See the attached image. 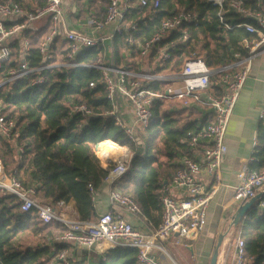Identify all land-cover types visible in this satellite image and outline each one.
I'll list each match as a JSON object with an SVG mask.
<instances>
[{
    "label": "trees",
    "instance_id": "1",
    "mask_svg": "<svg viewBox=\"0 0 264 264\" xmlns=\"http://www.w3.org/2000/svg\"><path fill=\"white\" fill-rule=\"evenodd\" d=\"M26 10L41 6L40 0H11ZM135 1V0H131ZM227 0H225L226 2ZM77 14L73 21L85 15L101 18L106 12V0H72ZM244 7L254 16L264 13V4L257 7L247 2ZM191 13L196 19L184 24L188 37L181 40V33L174 32L161 41L159 47L173 42L168 51L169 58L154 70L177 72L184 60L192 52L199 54L210 69H215L235 61L234 55H246L238 43L251 39L254 33L246 25L256 28L253 17L241 16L224 7L223 21L232 26L224 28L217 16L219 9L208 0H160L153 21L144 24L151 14V8L136 6L126 13L127 22H139L135 37L150 38L157 25L175 13ZM78 15V16H74ZM144 17V18H143ZM17 22H21L18 20ZM12 23L6 24L7 27ZM50 30L49 19H42L35 29L23 30L13 35L7 44L12 55L3 66L2 73L17 69L23 61L29 69L44 65L66 63L67 43L54 39L48 47V59L43 60L40 44ZM29 42L27 55L22 56L21 40ZM101 51L91 48L78 53L74 62L92 65L100 57ZM136 55L135 48L116 36L109 48L108 63L113 67L127 66L130 70L141 71L145 65L129 61ZM157 53L148 58V65ZM144 64V63H143ZM42 77L39 84L31 85ZM101 73L90 67H57L36 70L29 75L0 87V109L6 122H12L11 139L0 138V160L6 171L23 182L33 184L36 198L51 205L57 211L70 206L80 220H95L97 212L91 200L89 186L95 191L105 184L107 171L102 168L94 154V146L101 140H111L130 150L132 157L128 171L116 184V188L133 198L139 206L142 217L156 228L161 221L160 189L169 182L177 169V160L192 156L193 150L180 140L188 131H195L212 121L211 112L197 108L185 110L179 103L155 99L152 117L139 143L129 140L124 131L114 126L112 119L102 115L110 109L105 89L100 82ZM94 83V87H90ZM148 87H159L150 83ZM85 104L92 112L86 120L80 114H70L74 105ZM23 153L19 157L17 149ZM99 155V151L97 152ZM255 162L253 171L264 166V126L257 135L253 150ZM63 203L60 209L58 203ZM244 240L246 264H264V210L255 203L238 226ZM65 231L57 222L43 223L34 210L22 213L18 210L13 196L0 194V264H50L57 252L68 247L64 243L52 242L56 235ZM30 237L38 239L33 244H25ZM134 254L137 250L130 249ZM126 264H132L128 262Z\"/></svg>",
    "mask_w": 264,
    "mask_h": 264
},
{
    "label": "built area",
    "instance_id": "2",
    "mask_svg": "<svg viewBox=\"0 0 264 264\" xmlns=\"http://www.w3.org/2000/svg\"><path fill=\"white\" fill-rule=\"evenodd\" d=\"M41 6L26 10L11 0H0V87L23 78L36 70L57 67H90L101 73L100 82L104 86L106 99L110 109L102 115L112 119L114 126L121 128L126 137L132 142L139 143L152 117V104L155 99L179 103L185 110L197 108L211 112L212 121L195 131H188L181 144L193 150L192 156H184L177 160V169L169 182L160 189L161 221L156 228L142 232L127 221L126 216L135 219L142 218V213L127 194L116 188L119 179L128 171L132 157L130 150L111 140H101L94 146V154L107 174L103 182L108 186L110 208L97 216L95 220H80L63 210L57 211L49 204L36 198L33 184H24L14 174H9L0 160V194L13 196L18 210L22 213L34 210L43 223L57 222L65 227V231L56 235L52 242L72 244L85 250L102 251V246L110 248L126 247L137 250L140 264H162L154 255L155 251L166 253L163 243L174 235L178 238L189 239L197 236L206 226V215L210 203L221 189H232L230 204L236 208L257 198V208L264 210V166L260 171L250 169L255 158H249L236 174V185L224 184L222 178V161L227 153L225 133L236 104L237 98L248 77L251 63L264 50V13L254 16L244 7L245 3H255L257 7L264 0H208L217 6V16L224 28L232 26L222 19L224 7L245 17H253L256 28L246 25V29L254 33L251 39H242L238 45L246 51L234 55L231 64L210 69L203 58L192 52L184 60L177 72L155 71V64L160 67L169 58L168 51L173 42L160 48L159 44L169 34L181 33V40L188 37L184 24L195 20L191 13H175L162 20L156 27L155 33L148 39L140 40L134 35L138 31L139 22H127L126 13L140 5L151 8V14L144 24L153 21L155 11L159 8L160 0H106L107 8L102 20L89 18L88 29L72 28L69 23V11L72 0H40ZM49 19L50 30L40 44V54L43 60L48 59V47L54 39L65 41L66 63L44 65L38 69H29L27 62L20 63L17 69L2 73L3 66L12 55L7 41L23 30L33 29L36 21ZM144 18V17H143ZM21 20V22H17ZM12 23L7 27L6 24ZM116 36H122L124 42L135 48L136 55L129 61L136 65H145L141 71L130 70L127 66L113 67L108 63V52ZM22 56L29 51V42L21 40ZM96 48L101 51L100 57L92 65L75 63L78 53ZM156 51L157 55L148 65V58ZM144 63V64H143ZM42 77L37 78L31 85L39 84ZM157 83L159 87H148ZM94 87V83H90ZM70 114H80L87 119L92 112L85 104L74 105ZM260 119H264V106L260 111ZM13 128L12 122H6L0 109V138L10 140ZM107 142V143H106ZM112 144L113 147H109ZM256 146V145H255ZM99 151V155L98 152ZM19 157L23 153L17 149ZM93 205L95 191L89 186ZM61 209L63 203H58ZM224 210L225 207L223 206ZM230 225V224H229ZM235 228L226 226V235H232ZM235 243L230 264H246L251 258H246L244 240L241 230H235ZM55 264H75L67 249L60 250L54 257Z\"/></svg>",
    "mask_w": 264,
    "mask_h": 264
},
{
    "label": "crops",
    "instance_id": "3",
    "mask_svg": "<svg viewBox=\"0 0 264 264\" xmlns=\"http://www.w3.org/2000/svg\"><path fill=\"white\" fill-rule=\"evenodd\" d=\"M72 4V9L68 14L69 23L72 28H83L87 30V20L89 18L98 20L104 18L105 14L101 18L85 15L82 19L73 21L71 13L77 14V9L73 2ZM39 22L40 20L34 23L33 29H35V26ZM263 106L264 50L252 60L249 75L243 83L225 133L224 140L227 146V153L223 158L221 170L223 182L226 185L231 187L236 185L237 172L249 158L253 157V150L257 144L259 128L264 126V119L259 118ZM231 196L232 189H221L210 203L206 215V226L203 231L189 239L178 238L177 235L172 236L163 243L166 253L155 251L154 255L156 258L162 264H209L217 238L222 231L224 233V228L231 222V217L236 209L235 206L230 204ZM223 206L225 207L224 210L222 209ZM109 208L108 186L104 184L97 192L95 209L97 215H99L106 212ZM62 210L68 212L70 215L74 214V217L77 216L70 206H66ZM227 216L230 218L226 221L225 217ZM126 219L134 228L142 232H147L151 229L143 217L135 219L131 216H126ZM221 228H223L222 231ZM237 229L238 227L235 228V230ZM235 230L232 235L224 237L219 248L217 264L231 263L233 252L229 254L227 247L228 244L230 246L231 238H235ZM67 245L68 247L65 249L69 251V255L75 264H126L128 262L140 264L137 259V254L131 253V248H106L103 245L102 251L95 249L88 251L72 244ZM180 248L186 251V257ZM55 263V261H52L50 264Z\"/></svg>",
    "mask_w": 264,
    "mask_h": 264
},
{
    "label": "water",
    "instance_id": "4",
    "mask_svg": "<svg viewBox=\"0 0 264 264\" xmlns=\"http://www.w3.org/2000/svg\"><path fill=\"white\" fill-rule=\"evenodd\" d=\"M164 183H166V182H164ZM257 198L258 197L253 198V199L239 205L235 209L234 214L231 217V222L229 225L230 227L236 228L242 223V221L245 218L246 213L256 203ZM225 236H226V233H222L221 235L218 236L215 247H214L212 254L210 256L209 264H217L218 255H219V248H220Z\"/></svg>",
    "mask_w": 264,
    "mask_h": 264
},
{
    "label": "rangeland",
    "instance_id": "5",
    "mask_svg": "<svg viewBox=\"0 0 264 264\" xmlns=\"http://www.w3.org/2000/svg\"><path fill=\"white\" fill-rule=\"evenodd\" d=\"M230 217L229 216H227V217H225V220L227 221L228 219H229ZM225 224V223H224ZM229 224H230V222L228 223V225L227 226H229ZM224 228V227H223ZM223 228H221V231H222V229ZM225 229L226 228H224V233H226L225 232ZM222 233H223V231H222ZM222 233H220V234H222ZM219 234V235H220ZM228 235V234H227ZM226 235V236H227ZM36 241H38V239H36V238H34V239H31L30 237H27V239L24 241V243L25 244H33L34 242H36ZM235 243V238L234 237H232L231 238V243H230V246H229V244H228V253L229 254H232V252H233V244ZM180 250H181V252H183V254H184V256L186 257V255H187V253H186V251L183 249V248H180ZM227 250V249H226ZM52 263V262H51Z\"/></svg>",
    "mask_w": 264,
    "mask_h": 264
},
{
    "label": "bare ground",
    "instance_id": "6",
    "mask_svg": "<svg viewBox=\"0 0 264 264\" xmlns=\"http://www.w3.org/2000/svg\"><path fill=\"white\" fill-rule=\"evenodd\" d=\"M107 143V142H106ZM109 147H113L112 144H109Z\"/></svg>",
    "mask_w": 264,
    "mask_h": 264
}]
</instances>
